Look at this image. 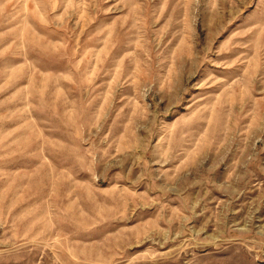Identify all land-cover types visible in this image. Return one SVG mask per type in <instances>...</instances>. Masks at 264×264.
<instances>
[{
    "label": "rangeland",
    "instance_id": "1",
    "mask_svg": "<svg viewBox=\"0 0 264 264\" xmlns=\"http://www.w3.org/2000/svg\"><path fill=\"white\" fill-rule=\"evenodd\" d=\"M0 264H264V0H0Z\"/></svg>",
    "mask_w": 264,
    "mask_h": 264
}]
</instances>
